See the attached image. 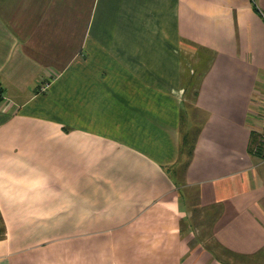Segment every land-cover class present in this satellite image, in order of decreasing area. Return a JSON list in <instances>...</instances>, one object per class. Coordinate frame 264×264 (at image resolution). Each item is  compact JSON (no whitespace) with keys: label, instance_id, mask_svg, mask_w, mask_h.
I'll list each match as a JSON object with an SVG mask.
<instances>
[{"label":"crops","instance_id":"1","mask_svg":"<svg viewBox=\"0 0 264 264\" xmlns=\"http://www.w3.org/2000/svg\"><path fill=\"white\" fill-rule=\"evenodd\" d=\"M263 135L264 0H0V264H264Z\"/></svg>","mask_w":264,"mask_h":264},{"label":"built area","instance_id":"2","mask_svg":"<svg viewBox=\"0 0 264 264\" xmlns=\"http://www.w3.org/2000/svg\"><path fill=\"white\" fill-rule=\"evenodd\" d=\"M47 88H48V86L43 87L42 91H44ZM262 147H263V152H264V135L262 136Z\"/></svg>","mask_w":264,"mask_h":264},{"label":"rangeland","instance_id":"3","mask_svg":"<svg viewBox=\"0 0 264 264\" xmlns=\"http://www.w3.org/2000/svg\"><path fill=\"white\" fill-rule=\"evenodd\" d=\"M2 232V230H1V220H0V233Z\"/></svg>","mask_w":264,"mask_h":264}]
</instances>
